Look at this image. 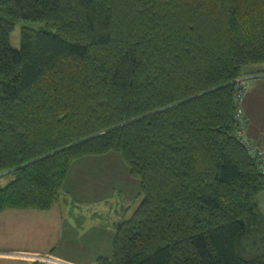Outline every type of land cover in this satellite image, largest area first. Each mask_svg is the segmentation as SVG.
Here are the masks:
<instances>
[{
	"label": "trees",
	"instance_id": "obj_1",
	"mask_svg": "<svg viewBox=\"0 0 264 264\" xmlns=\"http://www.w3.org/2000/svg\"><path fill=\"white\" fill-rule=\"evenodd\" d=\"M262 63L264 0H0V212L51 209L75 161L118 152L143 199L127 218L120 193L96 264H264L234 96Z\"/></svg>",
	"mask_w": 264,
	"mask_h": 264
},
{
	"label": "rangeland",
	"instance_id": "obj_2",
	"mask_svg": "<svg viewBox=\"0 0 264 264\" xmlns=\"http://www.w3.org/2000/svg\"><path fill=\"white\" fill-rule=\"evenodd\" d=\"M20 23L15 25L11 33V44L17 49L21 45ZM108 154L112 156L111 161L105 160L104 155L102 156L103 160H99V167H102L99 174L94 173L95 175L86 177L82 185H80V180L77 182L76 179L71 190L75 197L81 195L85 186L88 188L101 176H108L104 168H111L114 171V179H116L114 183L116 182L118 187L125 189L122 193L124 197L122 202L129 203L131 206L130 212L127 214V218H129L143 199V195L139 196V180L133 177L130 179L125 173L126 171L129 173V171L127 163L120 153L111 152ZM81 160L72 164L70 174L73 173L74 168ZM85 164L86 162L79 165L84 167ZM74 175L84 179L85 171L78 170ZM94 176L96 179H93ZM11 178V175H0V187L7 185ZM97 182H102L101 178ZM62 195L60 202L48 210L12 208L0 212V264H30L32 262L22 257L6 255L9 253L29 252L44 255L51 254V250L57 255L73 260H89L94 247L92 245L94 244L92 241L94 231L92 232L91 227L102 222V218L113 219L116 212L122 211L120 205L114 206V200L116 201L117 197L109 198L106 202L99 198L95 202L81 203L82 206H80L81 204L75 205L76 203L71 201H68L66 205ZM118 197L121 198V195L119 194Z\"/></svg>",
	"mask_w": 264,
	"mask_h": 264
},
{
	"label": "crops",
	"instance_id": "obj_3",
	"mask_svg": "<svg viewBox=\"0 0 264 264\" xmlns=\"http://www.w3.org/2000/svg\"><path fill=\"white\" fill-rule=\"evenodd\" d=\"M244 76L247 77V86L241 98L240 105L248 118L246 136L251 141L258 143L264 149V63L247 66L244 70ZM104 156L105 157L103 158H105V160H110V158L112 157L110 154ZM85 158H83L84 160L80 159V163L86 162L85 166L82 167L79 165L80 163H78L74 168L73 173L70 174L68 178L69 188L68 190L64 191L62 195L65 199L64 202L66 203V205L68 201H71L72 203L75 202V205H80L81 203L95 202L99 198L106 202L109 198L117 197V200H114V206H119L120 197H118V195L120 193H123L122 190L125 191V189L120 186L118 187L117 184H115L116 182L114 183V180L116 179H114V171L111 168H104L108 176H101L100 178L102 182H97L100 181V178H98L97 181L93 180L95 183L91 184V186L88 188H86L85 186L84 190L81 192V195L78 194L79 196L77 197L73 195L71 187L73 185V182L74 184L76 183V179L77 182L80 180V185H82L86 177L99 174V171L102 170V167H99L98 164L99 160H103L102 156H99L97 158L96 156ZM78 170H81L82 172L85 171L84 179L76 177V175H74ZM125 173L129 176V178L131 177L127 171ZM93 179H96L95 176L93 177ZM258 198L261 210L264 213V191L259 194ZM80 206H82V204ZM130 208L127 214L130 212ZM101 220L102 222H99L97 225H93V227H91L92 232L94 231V237L92 240L94 242V244H92L94 247L92 248V256L88 258L89 260H73L66 256L57 255L53 252V250H51V254L56 259L64 262V264H96V259L99 256H111L113 253V240L116 233V222L119 220V213L116 212L113 219L102 218ZM41 264L59 263L41 262Z\"/></svg>",
	"mask_w": 264,
	"mask_h": 264
},
{
	"label": "built area",
	"instance_id": "obj_4",
	"mask_svg": "<svg viewBox=\"0 0 264 264\" xmlns=\"http://www.w3.org/2000/svg\"><path fill=\"white\" fill-rule=\"evenodd\" d=\"M246 80H247L246 76H242L238 78L234 92L235 101L237 103V108H236V119L238 121L237 136L238 139L245 145L251 158H253L257 162L261 173L264 174V149L258 143L251 141L246 136L248 118L245 115L240 105L241 98L247 86ZM6 255L22 257L23 259L31 260L32 262L40 261V262H56L59 264H64V262L60 261L59 259H56L52 254L49 253L43 255L39 253L24 252V253H9Z\"/></svg>",
	"mask_w": 264,
	"mask_h": 264
}]
</instances>
